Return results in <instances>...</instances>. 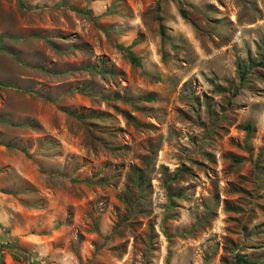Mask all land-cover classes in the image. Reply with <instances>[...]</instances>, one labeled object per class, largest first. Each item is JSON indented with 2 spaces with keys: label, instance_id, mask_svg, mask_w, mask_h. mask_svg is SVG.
<instances>
[{
  "label": "rangeland",
  "instance_id": "1",
  "mask_svg": "<svg viewBox=\"0 0 264 264\" xmlns=\"http://www.w3.org/2000/svg\"><path fill=\"white\" fill-rule=\"evenodd\" d=\"M237 257L264 264V0H0L1 264Z\"/></svg>",
  "mask_w": 264,
  "mask_h": 264
},
{
  "label": "trees",
  "instance_id": "2",
  "mask_svg": "<svg viewBox=\"0 0 264 264\" xmlns=\"http://www.w3.org/2000/svg\"><path fill=\"white\" fill-rule=\"evenodd\" d=\"M180 12L183 15V10L182 9H180ZM159 31L161 33L163 32V25L162 24H159ZM128 55H129V58H130V60L132 62H135V63L138 62L130 53H128ZM239 74H240V77H242L243 74H244L243 70L239 71ZM245 127L247 128L248 125H245ZM245 262H246L245 259H243L241 257H237V259L235 260V263L234 264H244ZM0 264H1V261H0Z\"/></svg>",
  "mask_w": 264,
  "mask_h": 264
}]
</instances>
